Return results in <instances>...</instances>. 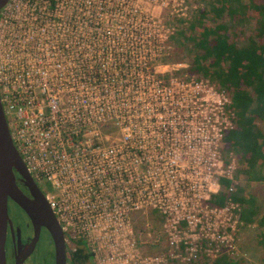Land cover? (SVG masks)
I'll return each instance as SVG.
<instances>
[{
	"label": "built area",
	"instance_id": "obj_1",
	"mask_svg": "<svg viewBox=\"0 0 264 264\" xmlns=\"http://www.w3.org/2000/svg\"><path fill=\"white\" fill-rule=\"evenodd\" d=\"M188 9L189 0H11L0 16L11 135L73 252L80 239L90 247L86 264H190L204 237L212 251L236 249L241 206L209 202L220 177L237 184L236 166L222 157L234 120L216 122L209 136L205 121L201 130L192 124L197 116L172 113L175 86L160 61L172 29L144 13ZM150 211L162 231L147 223L157 236L138 239L132 216ZM159 234L170 253H141V243L159 245Z\"/></svg>",
	"mask_w": 264,
	"mask_h": 264
},
{
	"label": "trees",
	"instance_id": "obj_2",
	"mask_svg": "<svg viewBox=\"0 0 264 264\" xmlns=\"http://www.w3.org/2000/svg\"><path fill=\"white\" fill-rule=\"evenodd\" d=\"M188 23L172 35L175 60L187 54L190 67L179 70L191 77H205L231 93L234 126L224 133L223 150L236 152L239 174L248 181H264V0H203ZM175 57V56H174ZM174 57L172 60H174ZM168 75V74H167ZM166 75V77H167ZM170 76V75H169ZM221 191L209 201L216 207L230 202L241 206L244 226H256L255 239L264 249V213L257 195L228 177H220ZM154 222L162 220L151 213ZM70 264H86L92 253L87 242L77 241ZM190 264H254L247 257L221 253L211 260L197 256ZM258 260L264 264V253Z\"/></svg>",
	"mask_w": 264,
	"mask_h": 264
},
{
	"label": "rangeland",
	"instance_id": "obj_3",
	"mask_svg": "<svg viewBox=\"0 0 264 264\" xmlns=\"http://www.w3.org/2000/svg\"><path fill=\"white\" fill-rule=\"evenodd\" d=\"M206 6V2L203 0H189V9L186 11H155V12H144L145 14H150L151 16L158 15L161 21H164L163 24L165 25V29L170 27V37L167 39V43H164L165 49L163 54L160 57V61L165 63L164 66L165 71H169L168 74L170 76L165 78L173 82V86H175V107L170 108L173 114L176 116L179 115H188V116H197L195 125L197 130L203 129V124L200 125L203 121H205V126L207 127L204 130L209 136L212 135V125L216 122L221 123L222 128H224L227 122H231L234 120L233 112L229 108L231 93L225 89L220 88L218 85L213 83L211 80L205 77H193L190 78L184 72H180V74H176L179 70H184L190 67V61L187 54L181 55L179 58L180 60H175V45L174 39L172 35L177 30L178 26L182 24L180 19L185 18V22L188 23V20L192 18L195 11L199 8H204ZM175 56V57H174ZM174 57V60L172 58ZM159 62H154L155 64ZM164 68L157 67L156 70L160 72L164 70ZM173 72V73H172ZM172 73V74H171ZM188 81L191 82V85H182L181 81ZM216 123V124H219ZM200 125V126H199ZM264 130V124H261ZM201 128V129H200ZM203 132V131H202ZM222 157L227 162V164H234L236 166V170L234 172L235 175V182L238 185H242L247 188V190L252 191L257 195L258 201L261 204L262 213H264V181L262 182H251L247 180L245 175L239 174V163H238V156L236 152L233 151H224L222 147ZM241 209V207H240ZM155 211H150L148 214H139L135 213L132 216V220L134 221L135 229L141 228L142 236L136 234L135 237L139 239V237H143V240L151 239V237L157 236V234H152L151 236L148 232L145 231V226L147 223L154 229L161 230L162 224L158 222H154L155 218H152L151 213ZM236 212L234 211V218ZM143 228V229H142ZM255 230L256 226L254 224L244 226L243 223L239 220L237 225V229L234 231V239L236 244L235 251L231 252L229 255L236 256V257H247L249 258L254 264H263L261 263L258 258L261 254L264 253V249L257 244L255 239ZM153 231V230H152ZM151 231V232H152ZM162 231V230H161ZM194 238V236H192ZM203 237V236H202ZM160 238V242L158 246H151L146 245L144 246L142 243L140 244L141 253L144 255H168L170 252V244L167 240V236L162 234L158 236ZM200 238V236H199ZM204 249L200 252H197L200 256H205L208 259L214 260L216 259L221 253L226 251L225 249L216 252L214 249V243L212 241H208V237H204ZM176 248V247H175ZM182 247L180 253H184L185 250ZM177 254V250L174 252ZM173 253V254H174ZM198 255V256H199ZM198 258V257H197ZM169 264H181L180 261L177 259H170Z\"/></svg>",
	"mask_w": 264,
	"mask_h": 264
},
{
	"label": "flooded vegetation",
	"instance_id": "obj_4",
	"mask_svg": "<svg viewBox=\"0 0 264 264\" xmlns=\"http://www.w3.org/2000/svg\"><path fill=\"white\" fill-rule=\"evenodd\" d=\"M18 184L34 206V217L18 203L9 199L10 221L8 222L6 256L7 264H56L57 243L52 218L56 216L63 231L67 250V264H70L73 247L71 237L65 230L51 205L47 191L38 184L40 192L31 187L28 180L17 173ZM35 191V192H34ZM43 193V194H42Z\"/></svg>",
	"mask_w": 264,
	"mask_h": 264
},
{
	"label": "water",
	"instance_id": "obj_5",
	"mask_svg": "<svg viewBox=\"0 0 264 264\" xmlns=\"http://www.w3.org/2000/svg\"><path fill=\"white\" fill-rule=\"evenodd\" d=\"M10 1L0 0V16ZM17 173H20L24 179L29 181L32 188L41 193L13 140L0 94V264H7L9 199L18 203L32 217L35 214L33 203L29 200L30 197L19 187ZM52 214V222L55 227L53 232L57 243L56 264H67V250L62 227L54 213Z\"/></svg>",
	"mask_w": 264,
	"mask_h": 264
}]
</instances>
